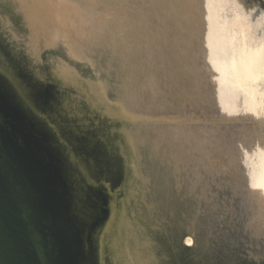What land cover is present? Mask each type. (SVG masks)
Wrapping results in <instances>:
<instances>
[{
	"label": "rangeland",
	"instance_id": "rangeland-1",
	"mask_svg": "<svg viewBox=\"0 0 264 264\" xmlns=\"http://www.w3.org/2000/svg\"><path fill=\"white\" fill-rule=\"evenodd\" d=\"M12 2L0 0L5 41L55 91L63 133L47 124L54 129L48 137L63 150L60 159L74 156L69 178L83 198L90 185L110 182L96 163L88 168L94 146L83 150L69 134L98 141L107 154L100 159L114 163L121 184L109 187L110 208H121L133 193L126 209L137 217L128 218L130 230L147 231L144 248H156L159 264L199 263L200 243L222 251L223 264H264V86L230 79L234 72L241 71L236 80L247 76L244 62L264 48V0H48V46L38 53ZM58 41L64 45L56 48ZM14 115L37 129L36 117ZM166 188L174 190L176 207L161 221L151 197ZM109 217L110 211L95 234L99 246ZM106 247L105 264H113Z\"/></svg>",
	"mask_w": 264,
	"mask_h": 264
},
{
	"label": "water",
	"instance_id": "water-1",
	"mask_svg": "<svg viewBox=\"0 0 264 264\" xmlns=\"http://www.w3.org/2000/svg\"><path fill=\"white\" fill-rule=\"evenodd\" d=\"M1 25L0 21V56L13 75L14 86L0 74V264H101L95 234L104 224L113 197L108 187L88 188L86 183L89 194L85 200L75 188L77 183L69 178L71 166L58 158L62 149L48 137L54 129L47 124L58 126L63 133L56 117L60 108L55 91L40 74L31 72V63L10 49ZM14 112L36 117L37 129L17 123ZM70 135L83 150L94 146L91 152L102 178L113 187L119 176L112 175L111 159H100L106 153L98 141L90 143ZM199 249V263L189 264H223L225 255L217 247L200 243Z\"/></svg>",
	"mask_w": 264,
	"mask_h": 264
},
{
	"label": "bare ground",
	"instance_id": "bare-ground-1",
	"mask_svg": "<svg viewBox=\"0 0 264 264\" xmlns=\"http://www.w3.org/2000/svg\"><path fill=\"white\" fill-rule=\"evenodd\" d=\"M12 4L14 3V7H16L20 13V15L22 16V18L24 19V21L26 22V25L28 27V30H29V43H30V46H31V51L32 52H35V53H38V51L40 50V46L43 47V45L45 47L48 46V41L46 40V37H45V34H43V28L45 26H50L51 24V19H50V13H49V7L47 5V2L48 0H12ZM11 7V5H10ZM1 9V8H0ZM60 14V13H59ZM63 15V14H62ZM2 16V15H1ZM3 17V16H2ZM11 20V19H10ZM248 21V20H247ZM4 25V24H3ZM2 25V26H3ZM23 25V24H22ZM249 25V24H248ZM14 26V25H13ZM248 27V26H247ZM5 29V28H3ZM14 29V28H12ZM251 29V28H250ZM248 30V29H247ZM8 31V30H7ZM27 40V39H26ZM25 41V40H23ZM59 44L57 43V46H60V45H64L63 42L61 41H58ZM20 43H21V40H20ZM20 45V44H19ZM24 45V44H23ZM261 46V45H260ZM54 48V49H56ZM252 47L248 48L249 51ZM64 49V47H63ZM257 49V48H256ZM256 51V50H255ZM254 51V52H255ZM250 53V56L251 55H254L255 54V57H250L249 59V63L247 61H245L244 65H246V68L248 70L247 72V76H250V79H246L245 76H243V79H242V76L240 77L239 80H236V74H238L237 72H234L233 73V77L230 78L232 80H234L235 82H240L242 84H246L249 86V82L247 80H250V82L254 85V83H258L259 81H261L262 83H259L257 85H260L262 84V86H264V82L262 80H264V61H263V58H264V48L262 46L261 50H259L258 52H255V53ZM52 54V53H51ZM247 54V53H246ZM41 55V54H40ZM248 55V54H247ZM52 56V55H51ZM249 56V55H248ZM247 56V57H248ZM246 57V55H245ZM47 58V57H46ZM244 59V58H243ZM45 61V60H44ZM53 61V60H52ZM4 60L1 58L0 56V74L6 78V80L9 81L10 85L14 86L13 85V82L11 80V77H13V75L11 74V72L9 71V69L6 67V65H4ZM242 62V61H241ZM246 62L248 64H246ZM241 64V63H239ZM235 66V65H234ZM237 66V65H236ZM243 67V66H241ZM234 68V67H232ZM236 68V67H235ZM239 68V67H238ZM237 68V69H238ZM231 69V68H230ZM244 69V68H243ZM242 69V70H243ZM235 70V69H234ZM241 70V69H240ZM230 71V70H229ZM246 72V70H244ZM56 72V70H55ZM241 72V71H240ZM240 72L238 75H240ZM52 74L54 75V72L52 71ZM231 74V73H230ZM232 75V74H231ZM246 76V77H247ZM231 77V76H230ZM56 78H58L56 76ZM249 78V77H248ZM60 81H62L61 78H58ZM63 83V82H62ZM77 84V83H75ZM251 84V86H252ZM80 85V84H78ZM256 85V86H257ZM11 86V88H12ZM254 87V88H258V87ZM260 88V87H259ZM26 96V94H24ZM26 103L28 105H32V102L26 98ZM24 120L26 121V116H23ZM30 117H28V121H30ZM134 120V119H133ZM130 121V120H129ZM28 124V123H27ZM29 125V124H28ZM30 126V125H29ZM59 132V129H58V126L55 127ZM52 141V140H51ZM144 148V147H142ZM60 149V148H59ZM75 149V148H74ZM54 151V149H53ZM147 151V150H146ZM56 153H58L56 151ZM148 153V152H147ZM152 153V152H151ZM159 153V152H158ZM59 158V156H58ZM67 158V157H66ZM74 158V156L72 155L70 160H67L69 161V166H72L73 169L75 167V164L73 163L72 159ZM59 160H61L59 158ZM81 162L83 160H80ZM96 163V160L94 158V162H89L88 163V168H91L93 164ZM154 163V162H153ZM156 164V163H154ZM160 164V163H159ZM96 165V164H95ZM161 165V164H160ZM84 163H81V168L85 173V175H88V169H86L84 167ZM157 166V165H156ZM71 167V169H72ZM153 167V165H152ZM155 167V166H154ZM162 168V167H160ZM142 170V169H141ZM161 170L162 172V169H159ZM128 174L131 176V178H133V173H134V170H128L127 171ZM141 172V171H140ZM145 174V172H144ZM159 175H164V174H159ZM89 176V175H88ZM144 176V175H142ZM157 176V175H156ZM91 177V176H89ZM153 177V176H152ZM161 177V176H160ZM164 177V176H163ZM163 177H161V180L163 179ZM154 178V177H153ZM158 178V177H157ZM150 179V178H149ZM147 179V180H149ZM152 179V178H151ZM156 179V177H155ZM155 179H152L153 181ZM171 179V178H170ZM104 180V179H103ZM157 181L159 180L156 179ZM152 181V183H153ZM156 181V182H157ZM163 181V180H162ZM173 181V180H172ZM175 181V179H174ZM173 181V184L175 183ZM106 183H108L107 181H105ZM150 182V181H149ZM164 182H166V180H164ZM151 183V182H150ZM149 183V185H150ZM163 183V182H161ZM168 183V182H166ZM170 183H172L170 181ZM169 183V184H170ZM121 183L120 182H117V185H120ZM158 184V183H157ZM163 185V184H162ZM152 186V185H151ZM150 186V187H151ZM161 186V185H160ZM173 186V185H172ZM258 186V185H257ZM110 186H108L109 188ZM156 188V186H154ZM168 187V186H167ZM163 188V187H162ZM173 188V187H171ZM170 188V189H171ZM263 190H262V194H261V199L264 200V186L261 187ZM110 191V189H109ZM169 190H167V188L165 189V191L163 189H160V190H156L157 192V195L158 197L154 196L153 194V197H151V202H152V207H155L154 209L157 211L156 214H159V216H155V219H158V220H161L159 218H161V214H165L167 211V209L169 211L172 212V214H174V210H175V207H176V204L173 202L174 198L173 197V191L171 189V191L173 192H168ZM176 191V190H175ZM152 193V192H151ZM150 193V194H151ZM151 195V196H152ZM175 195V194H174ZM113 196H116L115 194ZM132 196H133V193H130L129 195L126 196V201H124L121 205V208H118L116 209V207H114V204L111 206L110 208V217H109V220L105 226V229H104V233L102 235V237L100 238V246L98 248V253L99 255H101V264H105V260H104V253H105V245H107L106 249L108 250V257L110 259V262H112L113 264H159V260L157 259V256H156V248L152 249V250H147L145 249L144 247V244L145 243H149L148 240H150L149 236H147V231L146 230H140V232H137V229L136 231H131L130 230V227H131V224H130V221H128V218L130 217L132 219V217L134 218L135 216L137 217V211L136 212H133L132 215H129V211L127 212V205L129 206V203H131L133 201L132 199ZM141 196V195H140ZM148 196V195H147ZM168 196L170 198H168ZM156 197V198H155ZM155 198V199H154ZM166 198H168L166 200ZM150 199V198H149ZM148 200V199H147ZM181 201V200H180ZM150 202V203H151ZM140 204V202H137ZM143 204V203H142ZM180 204V202H179ZM111 205V204H110ZM151 207V208H152ZM168 207V208H167ZM144 208H142L141 210H143ZM135 210V209H134ZM133 210V211H134ZM141 210H139V213L141 212ZM151 210V209H149ZM148 210V211H149ZM131 212V211H130ZM152 211H150L149 213H151ZM134 213H136V215H134ZM138 213V215H139ZM155 214V213H154ZM153 214V215H154ZM163 214V216H164ZM146 215V214H145ZM144 215V218L145 219H148L147 216ZM149 215V214H148ZM166 215V214H165ZM170 216V215H169ZM152 217V216H151ZM182 217H183V214H182ZM141 218V217H140ZM174 215H172V222H171V226L169 228V231L171 233H174L176 231H178V228H177V224L176 222H174ZM154 218L152 219H148V220H154V222L156 221ZM178 219V218H177ZM157 220V221H158ZM168 220V219H167ZM181 220V219H180ZM185 220V219H183ZM162 221V220H161ZM175 221H176V218H175ZM189 221V220H187ZM191 221V220H190ZM153 222V221H152ZM153 222V223H154ZM160 222V221H159ZM178 222V221H177ZM179 222H182L179 221ZM168 223V222H167ZM180 224V223H178ZM187 224V223H186ZM189 224V222H188ZM191 225V224H190ZM164 228V226H163ZM193 229V227H190V231ZM122 236V237H121ZM138 236V238L136 237ZM177 237V235H176ZM98 240V243H99V239ZM138 241H141L143 243H138ZM106 242V244H105ZM156 246V245H155ZM120 251H122V254L120 253Z\"/></svg>",
	"mask_w": 264,
	"mask_h": 264
}]
</instances>
